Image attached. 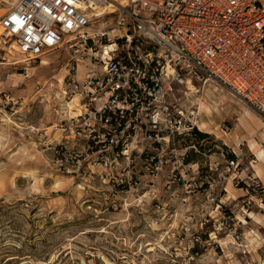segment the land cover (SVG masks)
Segmentation results:
<instances>
[{
    "label": "rangeland",
    "instance_id": "obj_1",
    "mask_svg": "<svg viewBox=\"0 0 264 264\" xmlns=\"http://www.w3.org/2000/svg\"><path fill=\"white\" fill-rule=\"evenodd\" d=\"M14 45L0 33V264H264L260 113L195 81L171 99L206 135L122 138L71 92L95 59Z\"/></svg>",
    "mask_w": 264,
    "mask_h": 264
},
{
    "label": "built area",
    "instance_id": "obj_2",
    "mask_svg": "<svg viewBox=\"0 0 264 264\" xmlns=\"http://www.w3.org/2000/svg\"><path fill=\"white\" fill-rule=\"evenodd\" d=\"M0 10V33L26 59L67 46L70 70L100 64L82 81L69 72L71 92L109 134L188 133L199 111L171 98L195 81L224 86L264 121V0H0Z\"/></svg>",
    "mask_w": 264,
    "mask_h": 264
},
{
    "label": "bare ground",
    "instance_id": "obj_3",
    "mask_svg": "<svg viewBox=\"0 0 264 264\" xmlns=\"http://www.w3.org/2000/svg\"><path fill=\"white\" fill-rule=\"evenodd\" d=\"M44 62V61H43ZM46 63V62H45ZM192 89H195L194 87H192ZM203 106V105H202ZM208 106V105H207ZM207 108V107H206ZM204 111V110H203ZM207 111V110H206ZM199 118H200V115H201V113L199 112ZM198 121H199V119L197 118V123H198ZM201 124V126L202 127H207V123L206 122H202V123H200ZM258 156H259V159H263L264 158V148L263 149H261L260 151H259V153H258Z\"/></svg>",
    "mask_w": 264,
    "mask_h": 264
},
{
    "label": "trees",
    "instance_id": "obj_4",
    "mask_svg": "<svg viewBox=\"0 0 264 264\" xmlns=\"http://www.w3.org/2000/svg\"><path fill=\"white\" fill-rule=\"evenodd\" d=\"M190 132H195L196 134H198V135H200V136H204V135H206L205 132L197 131L195 126H194V127L192 128V130H190L188 133H190ZM188 133H185V134H188ZM182 135H184V134H182ZM182 135H180V136H182ZM232 160H234V158H232Z\"/></svg>",
    "mask_w": 264,
    "mask_h": 264
},
{
    "label": "crops",
    "instance_id": "obj_5",
    "mask_svg": "<svg viewBox=\"0 0 264 264\" xmlns=\"http://www.w3.org/2000/svg\"><path fill=\"white\" fill-rule=\"evenodd\" d=\"M256 173H257V175H258L259 177H261L262 174H263L262 170H261V174H259V173L257 172V169H256Z\"/></svg>",
    "mask_w": 264,
    "mask_h": 264
}]
</instances>
